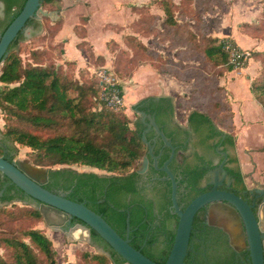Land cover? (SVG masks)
<instances>
[{"label": "trees", "instance_id": "1", "mask_svg": "<svg viewBox=\"0 0 264 264\" xmlns=\"http://www.w3.org/2000/svg\"><path fill=\"white\" fill-rule=\"evenodd\" d=\"M52 1L42 0V4ZM155 3L164 11V24L167 30L172 32L171 37L185 43H182V49L185 55L187 53L188 59L165 57L137 34L129 33L125 35V42L133 54L127 58L128 61L137 57L136 64L150 62L161 72H167L185 82H194L195 87L189 94L177 97L178 103L181 102L185 110L189 106L204 104L206 110L189 109L185 120L197 129L205 127L215 133L227 131L233 144H236L232 104L219 80L225 71L235 69L239 65L232 62L230 51L225 46L226 40L234 44L237 42L230 36L210 34L209 23L205 17L206 12L227 4L226 0H183L180 5L174 0L151 1V4ZM145 7H149V4ZM149 15L154 17L153 14ZM84 19L87 23L88 17ZM144 21L142 16V22ZM57 23L59 28L56 34L63 27L60 18L52 25ZM133 23L139 26L136 28L137 32L143 28L139 19ZM247 26L252 30L262 28L260 21L255 24L244 22L241 27ZM76 32L82 37L77 47L82 52H88L98 64H104L105 56L96 55L92 44L86 39L85 23L77 24ZM22 37L20 33L14 39L1 63L0 81L4 86L0 88V108L4 113L5 122L3 127L0 126V134L7 136L14 143L29 147V155L35 165L49 167L50 178L45 183L47 188L56 192H59L56 188H61L67 192L66 196L69 198L85 200L89 207L102 214L124 237L129 218V224L134 229L132 234L136 237L143 236L149 227V220L154 219L151 202L144 201L146 207H142L144 196L137 190L136 185L138 165L148 152V145L142 137L143 123L139 119L135 120V127L132 128L131 118L125 108L115 107L105 100L102 78L99 75L93 73L83 79L81 70L80 77H76L69 73L63 64L49 60L48 51L40 48L34 49L31 60L24 62L19 51ZM111 41L113 40L110 39L108 43ZM118 55L122 56L121 52H117L115 59ZM251 57L262 59L263 62V67L252 81L251 90L264 109V50L251 49L249 58ZM195 58L199 60L198 63L192 62L191 59ZM71 61L73 60L68 59L66 62ZM248 61L242 66L245 67ZM117 71L118 68L113 65L112 75L116 78ZM118 81L119 87L122 88L119 79ZM121 92L124 94L123 88ZM147 101L150 103L151 112H156L155 117L161 129L175 140L160 117L163 104H166L163 111L169 109L175 114L173 97L163 96L158 101L154 96H149L135 103L134 108L140 107L138 109L143 108L146 111V107L140 104ZM147 137L150 139L148 134ZM174 144L176 145V142ZM4 151V146L0 145V155H3ZM170 154L171 148L167 147L159 159V166L164 164ZM185 157L184 154L178 153L177 148L175 159L184 161ZM9 159L14 160L15 154ZM72 164L92 166L105 170L106 173L79 171L72 168ZM56 165L64 166L55 167ZM169 166L175 173L173 165L170 163ZM130 167L134 168L124 171ZM183 181L184 179L178 181L179 202L182 201L180 189ZM171 190L172 184L169 180L160 207L161 212L166 204L172 205ZM124 194H132L130 203L119 198ZM171 211L167 208L164 215L166 218L176 216L177 222L171 225L169 239L159 254L155 255L146 247H141L140 243H136V239L131 240L136 248H140L160 263L168 258L176 233L178 215ZM30 219H43L35 206L19 207L9 213H0V244L10 249L12 257V260H9L0 252V264H59L58 251L52 239L41 228L20 225V222ZM157 235L154 232L149 241L155 240ZM74 264L111 263L109 254H105L103 259L99 251L81 250L79 260Z\"/></svg>", "mask_w": 264, "mask_h": 264}, {"label": "water", "instance_id": "2", "mask_svg": "<svg viewBox=\"0 0 264 264\" xmlns=\"http://www.w3.org/2000/svg\"><path fill=\"white\" fill-rule=\"evenodd\" d=\"M55 13L58 11L46 10L42 0H0V65L19 32L28 29L30 18ZM135 111L143 120L149 119L142 136L148 152L137 171L147 169L149 156L158 167L160 155L154 153V145L147 137L150 128L172 149L161 169L171 179L172 208L178 223L165 262H157L136 248L129 235H121L85 201L47 188L49 167L35 165L29 158L10 160L0 155V213L35 206L45 220L46 232L69 237L66 248L100 251L103 259L109 254L111 264H264V222L254 211V204L234 192L215 188L200 193L183 208L178 201V181L169 167L175 147L151 113L138 108ZM127 229L130 230L129 218Z\"/></svg>", "mask_w": 264, "mask_h": 264}, {"label": "rangeland", "instance_id": "3", "mask_svg": "<svg viewBox=\"0 0 264 264\" xmlns=\"http://www.w3.org/2000/svg\"><path fill=\"white\" fill-rule=\"evenodd\" d=\"M152 0H53L50 3L43 4V7L46 10H57L58 13L52 14V16L42 15L40 18H37L38 26L32 29L28 26V29L25 30L23 37L21 38V42L19 45V51L21 53L22 59L24 62L30 61L32 56V51L34 49L40 48L48 51L49 60H52L56 64H63L64 68L71 74L76 77H80V71L83 70V74L81 78H87L92 76L93 73L98 75V70L102 66H110L113 68V65H116L118 68L117 71V79L120 80L124 92V105L121 107L125 108V112L131 118L130 126L132 128L135 127V120L138 118V112L135 111L134 108V100L138 99V95H134V87H136L137 81L133 79L136 70L141 67L140 64H136L137 57H132L130 61H128V57L133 54L132 50L126 45L125 35L129 33L137 34L145 43L150 45L151 47L157 49L161 52L165 57L177 58L181 57L187 60V53L183 52L182 43L179 42L175 37H171L172 32L167 30V27L164 24V11L158 4H151ZM179 5L183 0H174ZM227 4L222 3L223 6L221 8L215 7L214 10L210 12H206L205 17L209 23V32L213 35L212 25L216 21L218 16L226 15L230 17V20L235 22V25L243 26L244 22H249L250 24H255L260 21L262 28L259 29H248L242 28L241 30L245 33H248L258 39H264V0H226ZM188 3V2H187ZM106 5L112 16L121 15L122 10L125 9L129 13V20H125L126 22H120L118 19H110L113 17H108V20L104 21L105 27L110 28H102L100 27L101 22L107 17L103 11H92V14L95 18L94 24L90 26V34L94 37V43L96 44V48L99 49V52H102V42H98L96 38L108 36L109 33L113 32V35H110L109 38L113 41L108 43L109 51L107 52V56H105V63L98 64L97 60L93 59L88 55V52H83L86 57L83 64H78L79 62L75 59H70V55L74 54V47L68 44L67 41L69 38H60L58 37L57 29L58 23L52 25L56 19L60 18L62 21L63 27L67 21L65 27H71L74 31H76V25L85 23V27L87 28L86 16L88 17L87 22L91 18V10L89 6L93 7H101ZM149 4V7H145ZM144 6V7H142ZM104 7V6H103ZM102 8V7H101ZM153 14V18L151 15ZM142 16L144 22H142ZM139 19L141 23H143L142 29L139 28L138 25L133 23L134 20ZM141 19V20H140ZM113 20V21H112ZM229 21V20H228ZM193 24V20H191ZM140 24V23H139ZM246 26V25H245ZM218 27V26H216ZM214 28V31L216 30ZM70 28V29H71ZM116 30V32H115ZM60 32V31H59ZM68 32V30H67ZM88 35V30H87ZM80 37V36H79ZM108 39V41L110 40ZM82 37H80V40ZM78 41V42H79ZM91 42V41H89ZM93 46V45H92ZM89 47V46H88ZM86 47V48H88ZM259 47V46H258ZM64 48V52H62ZM244 48V47H243ZM68 49V50H67ZM94 49V47H93ZM248 51L251 48H244ZM264 50V49H260ZM95 52V50H94ZM117 52H121V55H118V58L115 59ZM96 54V53H95ZM100 54V53H99ZM98 55V54H97ZM68 59L73 60L71 62H66ZM47 60V59H46ZM45 60V61H46ZM133 60V61H132ZM192 62L198 63L199 60L197 58L191 59ZM250 60V58H249ZM259 64V70L263 67L262 59H256ZM115 62V63H114ZM150 62H148L149 64ZM2 65V64H1ZM1 65H0V73H1ZM246 67V66H245ZM243 67V68H245ZM242 69V68H240ZM167 73V72H163ZM169 74V73H168ZM258 74V73H257ZM236 76L244 75L240 73H236ZM226 76L223 75L222 77ZM193 87H195L194 82H190ZM4 86V83L0 81V88ZM189 94V93H188ZM187 95V93L178 94L179 96ZM231 99V98H230ZM232 100V99H231ZM179 100L175 101L176 105V116L181 120H185V114L194 106H189L186 110L181 106V102L178 103ZM137 102V101H135ZM199 107L202 110H206L204 104H199ZM3 111L0 108V126H4L3 119ZM233 133L237 134V125L235 124V128ZM237 137V136H236ZM0 145L4 146L7 151L11 150L15 154V159H25L30 158L29 151L31 150L29 147L20 145L18 143H14L7 136L0 134ZM241 147V146H240ZM258 147V146H257ZM248 145L241 147L243 152L241 156L238 154V145H236L237 155L241 164L242 169L246 174L247 183L250 185H254L257 183H264V145H260L258 148ZM253 151V152H252ZM255 151H258L256 153ZM257 156V158H254ZM259 156V157H258ZM64 165H56L55 167H62ZM139 166V165H138ZM72 168H75L79 171H92L97 172L99 174L106 173L105 170L98 169L88 165L82 164H72ZM134 167H130L124 171L132 170ZM261 216L263 217L264 222V211L262 209ZM21 226H32L41 228L53 241L54 246L58 251L57 260L59 264H74L77 260H79V252L85 249L71 248L67 247L66 244H69V237L61 235L59 233L46 232L45 220H27L20 222ZM26 240H28L26 238ZM38 250V249H37ZM0 252L8 257L9 260H12L10 249L0 244ZM100 252V251H99ZM41 253V252H40Z\"/></svg>", "mask_w": 264, "mask_h": 264}, {"label": "flooded vegetation", "instance_id": "4", "mask_svg": "<svg viewBox=\"0 0 264 264\" xmlns=\"http://www.w3.org/2000/svg\"><path fill=\"white\" fill-rule=\"evenodd\" d=\"M30 19L27 25L32 29L36 28L39 24L37 18ZM24 32L25 30L19 32V34L21 33L23 36ZM19 34L17 36H19ZM158 101H160V99H158ZM163 105L164 108L166 104ZM140 106L146 107V112L151 113L155 117L156 112H151L149 101L141 103ZM163 108L161 109L162 112L160 117L161 120L164 121L166 129L173 134L175 139L173 140L169 137L175 147V155L178 148V153L186 156L184 161H180L178 158L175 159L174 155L173 159L169 162V165L171 163L176 170L174 174L178 177V179L176 177L177 181H182V179H184L180 189L182 200L179 202L180 205L184 208L200 193L216 188L231 191L242 196L249 203L254 204V211L258 217L259 215L262 217L261 211L264 209V194L262 189H264V183H257L254 185L247 183L246 174L241 167L237 155L236 144H233L227 132L215 133L205 127L197 129L186 120L181 121L176 114L173 115L168 108L167 111H163ZM141 110L145 109L141 108ZM138 119L143 123L145 129L148 126V117L142 120L140 113H138L136 121ZM147 134L149 135V140L154 145V153L160 155L158 158V167L154 165V159L149 156L148 167L145 171L138 172L139 175L136 177V185L137 190L144 196L142 207H146L144 201L151 202L154 219L149 220V227L143 236L136 237L135 234H132L134 229H132L131 226L129 231L127 226L125 234L126 236L129 235L131 240L136 239V243H140L141 247H146L148 251L156 255L160 253L161 249L168 241L169 231L177 222V218L174 215L170 216V218H166L164 215V213L167 212V208H170V210H172L171 212L175 213L172 205L166 204L164 210L162 212L160 211L164 193L171 179L167 177V173L161 169L163 165L159 166V159L166 151V148H171V146L164 144L162 136L156 133L154 128H150ZM174 142H176L178 147ZM12 154L13 151H7V149H5L3 155L9 159ZM142 160L139 163V167ZM163 172H165V174ZM56 190L59 191V193H67L61 188H56ZM131 195L132 194H127V196H125L124 194L123 196H119V198L130 203L132 198ZM145 219H143V223ZM154 232L158 234L157 238L149 241L150 238H153ZM262 233L264 235V230Z\"/></svg>", "mask_w": 264, "mask_h": 264}, {"label": "crops", "instance_id": "5", "mask_svg": "<svg viewBox=\"0 0 264 264\" xmlns=\"http://www.w3.org/2000/svg\"><path fill=\"white\" fill-rule=\"evenodd\" d=\"M103 6H101L102 8L89 6L91 14L94 10L103 11V13L106 14L107 17L101 22L100 27L110 28L105 27L104 23L106 19L108 20V17H113L110 19H118L120 22H126L125 20H129L128 17L130 15L127 11H125V9L122 10L121 15L112 16L110 9H108L105 4ZM94 21L95 18L92 14L89 22H87L88 35L86 39L91 41L90 43L93 45L96 55L100 53L101 55L107 56V52L110 53L107 42L108 39H110L109 36L113 35V32L109 33L108 36L96 38L98 42H102L103 44L101 48L103 50L102 52H99V49L96 48V44L94 43L95 38L90 34V26L94 24ZM66 24L67 21L65 25ZM65 25L62 27L60 32H58V37L69 38L67 41V47L68 44L74 47L75 52L73 55L69 52H67V54L70 55V59H75L79 62L78 64H83V61H85L86 57L84 56L82 50L77 47L80 37L71 27L67 28ZM215 27L216 30L214 31ZM212 30L214 36H230L234 38L241 47L256 50L264 49V39H258L257 37L243 32L241 30V26L235 25V22L233 20L231 21L230 17L226 15L218 16L216 18V21L212 25ZM140 65L141 67L136 70L133 77V79H136L137 81L136 87L133 88V94L138 95V99L133 101L134 104L149 96H154L155 99L156 96H160V98L163 96H172L175 102L178 94H188L194 88L190 82H185L177 79L171 74L163 73L156 69L151 63H144ZM258 70V61L251 57L245 68H235L225 71L220 76L219 80V83L225 87L229 98L232 99H230V101L234 113L233 120L237 125V134H233L236 138V145H238V154L240 156L245 145H248V147H259L260 145H264V109L262 104L256 99L251 90L252 81L257 75ZM236 73H244V75L236 76ZM225 74L226 76L222 77ZM194 108L200 109L199 107H192L191 109ZM240 146L243 147V149H240ZM255 152L258 153V151ZM254 158H257V156H254Z\"/></svg>", "mask_w": 264, "mask_h": 264}, {"label": "built area", "instance_id": "6", "mask_svg": "<svg viewBox=\"0 0 264 264\" xmlns=\"http://www.w3.org/2000/svg\"><path fill=\"white\" fill-rule=\"evenodd\" d=\"M225 46L230 51L232 62L241 65H237V68H243L242 64L249 60V51L230 40L225 41ZM98 75L102 78L105 100L115 107L124 105V94L121 92L122 88L119 87L118 79L112 75V68L110 66H102L98 70Z\"/></svg>", "mask_w": 264, "mask_h": 264}, {"label": "bare ground", "instance_id": "7", "mask_svg": "<svg viewBox=\"0 0 264 264\" xmlns=\"http://www.w3.org/2000/svg\"><path fill=\"white\" fill-rule=\"evenodd\" d=\"M263 211H264V209H263Z\"/></svg>", "mask_w": 264, "mask_h": 264}]
</instances>
